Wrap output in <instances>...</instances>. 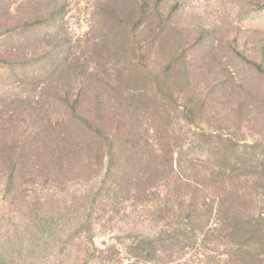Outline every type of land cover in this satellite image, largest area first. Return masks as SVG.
Instances as JSON below:
<instances>
[{"label": "rangeland", "instance_id": "obj_1", "mask_svg": "<svg viewBox=\"0 0 264 264\" xmlns=\"http://www.w3.org/2000/svg\"><path fill=\"white\" fill-rule=\"evenodd\" d=\"M158 31L152 46L149 38ZM263 46L264 0H0V59L7 61H0V126L23 111L18 108L28 104L29 95L40 102L27 105L30 128L61 120L60 105L49 109L46 97L58 91L71 66L97 72V82L132 61L154 77L177 49L190 62V81L200 95L212 88L219 68L230 70L235 81L218 96L220 108L243 98L234 87L244 84L256 96L250 97L254 115L264 118V77L243 59L264 62ZM128 47L133 53L124 56ZM42 54L40 73L23 80V70ZM174 113L166 136L183 146L180 170L153 183L119 184L105 174L107 162L74 175L51 173L41 163L36 169L15 166L0 149V264H264V240L249 245L229 235L226 206H217L218 188L205 173L208 166L219 169L209 158L230 152L223 140L237 145L234 157L248 158L253 150L243 153L242 144L264 146V130L229 129L207 114L188 126ZM59 127L64 136L81 131L72 124ZM151 141L162 153L163 142ZM255 153L264 161V147ZM237 173L240 179L245 175ZM249 175L250 182L255 176ZM192 185L202 189V197ZM259 190H241L250 194L240 208L243 218L264 208V189Z\"/></svg>", "mask_w": 264, "mask_h": 264}, {"label": "trees", "instance_id": "obj_2", "mask_svg": "<svg viewBox=\"0 0 264 264\" xmlns=\"http://www.w3.org/2000/svg\"><path fill=\"white\" fill-rule=\"evenodd\" d=\"M159 32L158 34L153 32L150 36L152 46L160 35ZM141 44L143 43L137 42L138 50L143 54ZM129 51L128 47L123 55L133 53ZM231 51L237 53L235 49ZM45 56L42 54V57L23 70L25 71L22 74L23 80L29 73H40ZM239 57L243 58L241 55ZM262 58L264 59V48ZM7 59L10 61L11 58ZM186 59L187 57L177 49L170 54V60L160 63V68L154 77H151L152 71L147 66L141 63L132 64V61L131 64L126 63L128 61L126 60L122 68L114 67L112 78L96 80L97 82L92 80L97 72L91 70L87 73L83 67L71 66L55 87L58 93L46 97L49 109L55 107V104L60 105L61 120L55 123L46 122L48 125L42 126L41 130L30 128L27 119L29 114L27 109H30V106L27 105L30 102L38 106L40 102H33V97L29 95L25 97L28 104L24 103L25 106L18 108L19 110L23 108V111L16 112L18 114L16 118L11 117L2 123L0 149L8 157L5 160L15 166L23 164L35 167L41 163L47 171L62 175L87 173L93 168L102 167V164L107 162L105 174L110 175L119 184L133 185L144 180L153 183L160 175L177 174L175 171L180 168L183 146L171 144L166 136L172 126L175 111L180 113V117L188 126L202 118L208 119L205 116L207 114L214 121L220 120L229 129H240L241 126L248 125L251 128H259L260 131L264 130V118L255 116L252 111L250 97L256 96L249 94L244 84L234 87L240 88L243 98H238L236 103L220 108L218 96L223 95L229 88V83L235 81L230 70L219 68V72L211 81L212 88L204 95H200V92L196 91L197 86L190 81L191 64ZM243 59L248 61L251 70L259 75L257 77H264V62L256 63ZM1 60L7 62L2 57ZM46 65L48 69L50 65ZM178 85L187 89L185 93L176 90L182 88ZM59 94H62L63 98ZM64 124H72L81 131L64 136L65 134L59 131L61 129L59 126ZM156 138L164 144L160 145L162 153H156L155 144L153 147L151 145V140L156 141ZM223 141L229 144L231 148L229 151L232 154L227 152L226 157L220 159L209 158L211 163L218 161L219 169L208 166L209 169L205 171L206 177L210 178L208 181L211 187L218 188L215 190L220 197L217 206L219 208L226 206L225 210L231 224L229 235L245 239V244H260L264 240V227H262L264 208L259 209L256 215L248 214L245 218L240 208L247 204L245 198L250 195L241 190H254V194L257 195L259 189H264V161L258 160L255 153L257 148L262 149L264 146L244 142L241 150L243 153L253 150L252 155L248 153V158L237 159V156L233 155V152H236L233 147L237 149V145L235 146L228 139ZM253 154H256V157ZM209 160L206 162L209 163ZM111 162H115L112 167L109 166ZM188 163L191 164L192 160ZM237 172H243L245 175L240 179L237 177ZM248 172L251 175L247 174ZM247 175L255 177L249 182ZM225 181L229 183L228 188L225 187ZM229 189H232L230 193ZM193 190L202 197L201 188L194 185ZM222 193L225 195H220ZM201 203L206 205V200L202 199ZM224 231L228 233V229Z\"/></svg>", "mask_w": 264, "mask_h": 264}]
</instances>
